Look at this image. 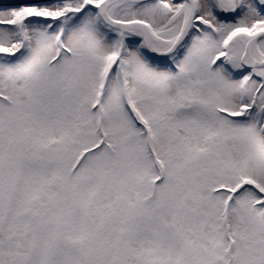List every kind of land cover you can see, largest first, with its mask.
<instances>
[{"label": "snow or ice", "instance_id": "6c2138e0", "mask_svg": "<svg viewBox=\"0 0 264 264\" xmlns=\"http://www.w3.org/2000/svg\"><path fill=\"white\" fill-rule=\"evenodd\" d=\"M0 264H264V0H0Z\"/></svg>", "mask_w": 264, "mask_h": 264}]
</instances>
